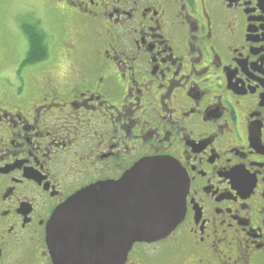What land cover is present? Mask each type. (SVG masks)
I'll return each instance as SVG.
<instances>
[{"label": "flooded vegetation", "instance_id": "obj_1", "mask_svg": "<svg viewBox=\"0 0 264 264\" xmlns=\"http://www.w3.org/2000/svg\"><path fill=\"white\" fill-rule=\"evenodd\" d=\"M47 2L63 32L27 3L7 56L0 0V264H54L55 209L155 156L185 170L186 211L122 264H264V0Z\"/></svg>", "mask_w": 264, "mask_h": 264}, {"label": "water", "instance_id": "obj_2", "mask_svg": "<svg viewBox=\"0 0 264 264\" xmlns=\"http://www.w3.org/2000/svg\"><path fill=\"white\" fill-rule=\"evenodd\" d=\"M188 187L185 170L167 156L143 158L117 180L84 187L48 222L54 264H122L135 243L161 240L178 226Z\"/></svg>", "mask_w": 264, "mask_h": 264}, {"label": "rangeland", "instance_id": "obj_3", "mask_svg": "<svg viewBox=\"0 0 264 264\" xmlns=\"http://www.w3.org/2000/svg\"><path fill=\"white\" fill-rule=\"evenodd\" d=\"M36 4L37 8L39 9L38 13L41 19V24L43 25L44 29L49 32L51 36H54V34L58 32V28L55 23V17L50 10L51 6H49V3L47 0H2L3 4V37L6 40V44L3 47V54L10 56L12 54V45H18L21 43L20 35L16 31V26L14 27V20L15 16L21 12H24L28 10L31 6L27 5ZM21 15V14H20ZM64 27L59 31L63 32ZM58 32V33H59ZM20 37V38H19ZM18 43V44H17ZM27 43V41H26ZM22 44V45H21ZM20 44V47L22 49L25 48V43ZM22 50H17L18 53H20ZM65 61L67 59L66 56H64ZM49 59V58H48ZM47 59V60H48ZM8 69L12 70L11 64H7ZM9 70V71H10ZM65 72L58 71L57 79L63 80L65 78Z\"/></svg>", "mask_w": 264, "mask_h": 264}, {"label": "trees", "instance_id": "obj_4", "mask_svg": "<svg viewBox=\"0 0 264 264\" xmlns=\"http://www.w3.org/2000/svg\"><path fill=\"white\" fill-rule=\"evenodd\" d=\"M23 32L29 43L28 54L30 56L29 60L31 63L42 62L49 57V47L47 35L38 23H26L23 26Z\"/></svg>", "mask_w": 264, "mask_h": 264}]
</instances>
